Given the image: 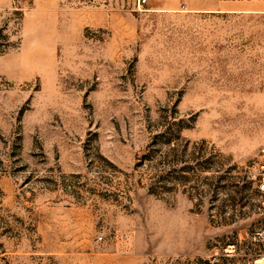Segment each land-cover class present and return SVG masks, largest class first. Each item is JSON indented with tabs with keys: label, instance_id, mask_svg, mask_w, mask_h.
<instances>
[{
	"label": "rangeland",
	"instance_id": "obj_1",
	"mask_svg": "<svg viewBox=\"0 0 264 264\" xmlns=\"http://www.w3.org/2000/svg\"><path fill=\"white\" fill-rule=\"evenodd\" d=\"M142 1L0 0V264H264V0Z\"/></svg>",
	"mask_w": 264,
	"mask_h": 264
},
{
	"label": "crops",
	"instance_id": "obj_2",
	"mask_svg": "<svg viewBox=\"0 0 264 264\" xmlns=\"http://www.w3.org/2000/svg\"><path fill=\"white\" fill-rule=\"evenodd\" d=\"M256 85V99L257 100H264V71L258 73V77L255 81ZM250 90V89H249ZM251 95V93H249Z\"/></svg>",
	"mask_w": 264,
	"mask_h": 264
},
{
	"label": "built area",
	"instance_id": "obj_3",
	"mask_svg": "<svg viewBox=\"0 0 264 264\" xmlns=\"http://www.w3.org/2000/svg\"><path fill=\"white\" fill-rule=\"evenodd\" d=\"M142 2L144 3L145 0H143ZM260 189L264 193V182H262V184L260 185ZM260 237L264 240V230L260 233Z\"/></svg>",
	"mask_w": 264,
	"mask_h": 264
}]
</instances>
